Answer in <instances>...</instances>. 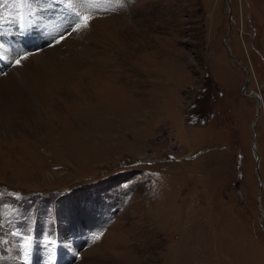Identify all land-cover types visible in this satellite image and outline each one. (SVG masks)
Here are the masks:
<instances>
[{
  "label": "rangeland",
  "instance_id": "rangeland-1",
  "mask_svg": "<svg viewBox=\"0 0 264 264\" xmlns=\"http://www.w3.org/2000/svg\"><path fill=\"white\" fill-rule=\"evenodd\" d=\"M228 3L0 0V79L35 78L0 102V264H264V0Z\"/></svg>",
  "mask_w": 264,
  "mask_h": 264
},
{
  "label": "bare ground",
  "instance_id": "bare-ground-1",
  "mask_svg": "<svg viewBox=\"0 0 264 264\" xmlns=\"http://www.w3.org/2000/svg\"><path fill=\"white\" fill-rule=\"evenodd\" d=\"M225 4H227V9H228V7H229L228 2ZM1 49H2V47L0 46V50ZM6 55H8V54H6ZM32 80L34 81L35 78L24 75L22 71H18V70L11 71L7 75V78L0 79V102L2 103L6 100L5 96L7 94H14V93H18V91H21L20 87H23L22 89H24V87H25L24 90H28L29 88L32 89V86H30ZM256 95L260 98L259 100L258 99L256 100V98H255V97H257ZM34 97L37 98L36 95ZM247 97H248V95H247ZM252 97L255 98L257 103L259 102L260 105H262L261 97L258 94H253ZM34 102L36 103L35 100H34ZM27 110H28V108L26 106H24L23 104H18V106H14V107L11 106V112L10 113H13V117H14V115H16V113H21V115H26Z\"/></svg>",
  "mask_w": 264,
  "mask_h": 264
},
{
  "label": "water",
  "instance_id": "water-1",
  "mask_svg": "<svg viewBox=\"0 0 264 264\" xmlns=\"http://www.w3.org/2000/svg\"><path fill=\"white\" fill-rule=\"evenodd\" d=\"M228 2V0H225V3H227ZM229 4V3H228ZM227 5V4H226ZM230 10H229V8H228V12H229ZM230 27H231V15H230V12H229V14H228V28H229V32H230ZM225 39H227V37L225 38ZM228 48V47H227ZM228 51H229V49H227ZM230 55H231V53H229ZM230 58H231V60H232V62H234V61H236L234 58H232L231 56H230ZM245 71H246V73H247V78H246V83L249 81V70L247 69V68H245ZM253 96V95H252ZM257 96V95H256ZM249 97V96H248ZM251 97V96H250ZM255 97V96H254ZM256 98V100L258 99H260L258 96L257 97H255ZM261 106L262 105H260V103L258 102L257 103V107H256V115H255V117H254V119H253V121H252V130H253V138L254 139H256L257 138V133L255 132V123H256V121H257V119H258V114H259V111H260V108H261ZM255 144L253 143L252 144V148H253V150H255V146H254ZM259 158L258 157H256V167H255V173H256V176H257V178H258V180H259V196L257 197V200H256V203H257V206H258V208H259V215H258V221H259V223H260V226L263 228V224H262V216H263V212H262V209H261V206H260V204H259V202H260V195H261V192H262V190H263V183H262V180H261V176H260V172H259Z\"/></svg>",
  "mask_w": 264,
  "mask_h": 264
},
{
  "label": "snow or ice",
  "instance_id": "snow-or-ice-1",
  "mask_svg": "<svg viewBox=\"0 0 264 264\" xmlns=\"http://www.w3.org/2000/svg\"><path fill=\"white\" fill-rule=\"evenodd\" d=\"M94 19V17L85 15V16H78L79 23L76 25L75 30H80L82 28H87L91 22V20ZM17 63H19V60H17Z\"/></svg>",
  "mask_w": 264,
  "mask_h": 264
},
{
  "label": "built area",
  "instance_id": "built-area-1",
  "mask_svg": "<svg viewBox=\"0 0 264 264\" xmlns=\"http://www.w3.org/2000/svg\"><path fill=\"white\" fill-rule=\"evenodd\" d=\"M168 157L171 158V159H176V158L174 157V154H169Z\"/></svg>",
  "mask_w": 264,
  "mask_h": 264
},
{
  "label": "flooded vegetation",
  "instance_id": "flooded-vegetation-1",
  "mask_svg": "<svg viewBox=\"0 0 264 264\" xmlns=\"http://www.w3.org/2000/svg\"><path fill=\"white\" fill-rule=\"evenodd\" d=\"M203 115V114H202Z\"/></svg>",
  "mask_w": 264,
  "mask_h": 264
}]
</instances>
